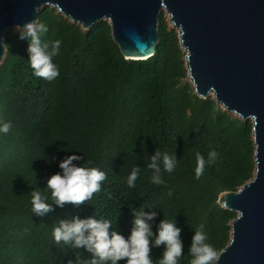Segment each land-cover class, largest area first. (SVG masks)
Segmentation results:
<instances>
[{
    "label": "trees",
    "instance_id": "obj_1",
    "mask_svg": "<svg viewBox=\"0 0 264 264\" xmlns=\"http://www.w3.org/2000/svg\"><path fill=\"white\" fill-rule=\"evenodd\" d=\"M162 13L158 46L152 59L126 61L102 23L90 31L72 25L46 8L39 20L48 27L42 42L60 40L53 58L59 76L47 81L34 75L29 63V40L7 32L0 66V264H80L92 259L84 249L56 244L52 227L79 216L112 221L113 230L130 235L132 209L157 212L154 235L163 219L181 228L183 257L189 255L195 229L203 225L220 254L230 242L237 215L218 205L224 194H236L254 178L255 148L252 123L223 112L212 98L201 100L187 79L185 55L178 34ZM175 154L178 166L163 172V185L151 183L147 164L157 149ZM197 179L196 152L207 161ZM70 155L83 156L77 166L106 173L101 190L85 205H66L40 217L32 212L30 193L48 196V179L61 171ZM142 169L135 187L127 179L133 167ZM172 195L169 196L168 192ZM55 207V206H54ZM152 207V208H149ZM154 243V240H153ZM164 246L153 247L151 258H162ZM110 264V262H109ZM120 264H125L121 261Z\"/></svg>",
    "mask_w": 264,
    "mask_h": 264
},
{
    "label": "water",
    "instance_id": "obj_2",
    "mask_svg": "<svg viewBox=\"0 0 264 264\" xmlns=\"http://www.w3.org/2000/svg\"><path fill=\"white\" fill-rule=\"evenodd\" d=\"M46 8L85 32L108 23L130 62L153 58L159 17L168 16L196 97H211L253 127L254 178L219 198L220 208L237 219L215 264H264V0H0V66L6 33Z\"/></svg>",
    "mask_w": 264,
    "mask_h": 264
},
{
    "label": "clouds",
    "instance_id": "obj_3",
    "mask_svg": "<svg viewBox=\"0 0 264 264\" xmlns=\"http://www.w3.org/2000/svg\"><path fill=\"white\" fill-rule=\"evenodd\" d=\"M39 12V10H36ZM16 31L20 39L29 40L28 54L29 63L34 75L47 81H53L59 76L58 66L53 58L59 55L61 41L42 42L41 35L48 32V27L39 19L27 22L23 27L16 25ZM11 123H0V133L7 134L11 130ZM197 166L195 168L196 178L199 179L205 170L206 163L211 165L218 157L213 149L205 157L196 152ZM83 156L70 155L63 159L59 168L61 171L52 175L47 181V189L51 192L52 202H48V196L42 195L39 189L30 193L32 212L43 217L55 211L56 207L63 209L66 205L82 206L93 198V195L101 190V183L106 180V173L95 167L77 166L74 161H81ZM151 162L147 164L152 170L151 183L159 186L164 184L163 172L172 173L178 166L175 154L161 152L158 148L150 157ZM142 169L133 167L127 179L129 187H135L136 181ZM171 196L172 192L169 191ZM55 206V207H54ZM152 208V207H149ZM145 207L139 210L133 208V226L130 235L125 237L113 230L112 221L109 219H98L90 216L81 219L79 216L70 220H60L58 226L52 227V235L56 244L63 242L76 249H84L90 253L92 259L84 264H179L183 257V242L181 240V228L177 227L176 221L163 219L157 228L158 235H154L152 222L157 217V212H146ZM154 240V243H153ZM208 236L203 225L195 229L192 238L189 255L192 257L190 264H215L220 254L206 241ZM164 246L162 258L153 261L151 251L153 247ZM69 264H73L69 261ZM77 264H80L77 254Z\"/></svg>",
    "mask_w": 264,
    "mask_h": 264
},
{
    "label": "rangeland",
    "instance_id": "obj_4",
    "mask_svg": "<svg viewBox=\"0 0 264 264\" xmlns=\"http://www.w3.org/2000/svg\"><path fill=\"white\" fill-rule=\"evenodd\" d=\"M164 13V12H163ZM165 14V13H164ZM165 19L167 20V22H168V24H169V26H170V21H169V18H168V16L165 14ZM108 24V23H107ZM170 28L172 29V27L170 26ZM173 30V29H172ZM14 33H19V32H17L16 30H14L13 31ZM184 54V53H183ZM185 55V54H184ZM185 57H186V55H185ZM185 60V59H184ZM188 82H189V84H190V80H188ZM191 85V84H190ZM211 98V97H210ZM220 108V107H219ZM221 110H222V108H220ZM224 112V111H223ZM232 117H234V118H236L235 116H232ZM238 119V118H237Z\"/></svg>",
    "mask_w": 264,
    "mask_h": 264
}]
</instances>
